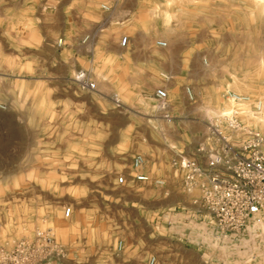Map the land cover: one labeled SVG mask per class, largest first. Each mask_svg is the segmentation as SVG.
<instances>
[{"label":"rangeland","instance_id":"374dc122","mask_svg":"<svg viewBox=\"0 0 264 264\" xmlns=\"http://www.w3.org/2000/svg\"><path fill=\"white\" fill-rule=\"evenodd\" d=\"M56 1L0 0V264H210L171 161L230 94L264 134V0Z\"/></svg>","mask_w":264,"mask_h":264},{"label":"built area","instance_id":"2783aa9c","mask_svg":"<svg viewBox=\"0 0 264 264\" xmlns=\"http://www.w3.org/2000/svg\"><path fill=\"white\" fill-rule=\"evenodd\" d=\"M126 42L124 38L122 44ZM156 98L166 111V90H157ZM229 98L237 107L208 121L195 153L176 152L171 161L183 192H198L187 212V226L176 223L177 236L189 241L195 235L189 243L212 256L210 264H264V134L243 122V103L249 99L234 94ZM262 107L258 101L247 114H259ZM143 164V157L134 158L130 181L164 186V178L150 179L141 172ZM127 180L121 176L118 184L125 185ZM155 263L154 258L150 264Z\"/></svg>","mask_w":264,"mask_h":264},{"label":"crops","instance_id":"0c3cea01","mask_svg":"<svg viewBox=\"0 0 264 264\" xmlns=\"http://www.w3.org/2000/svg\"><path fill=\"white\" fill-rule=\"evenodd\" d=\"M83 2H85V6H88L89 4H90V1H93V0H82ZM104 1V0H103ZM108 2L110 1V0H107ZM77 2H78V0H73L72 1V6H74V5H76L77 4ZM123 2H122V0H117V8H119L118 10H120V11H125L124 10V6H123V4H122ZM67 6V4H65V2H64V0H57L56 1V11L57 12H64L65 11V8L64 7H66ZM78 11H80L81 9H77ZM77 10H75V11H77ZM86 10V9H85ZM104 27H107L106 25H104ZM164 56V55H163ZM168 74H170L171 76H173V75H177L176 73L175 74H173L172 72H168ZM188 108V107H187ZM186 107H185V110L187 109ZM184 114L186 115V112H184ZM183 114V118H180V119H186V117H185V115ZM142 173L143 174H147L148 175V173L147 172H145V169L144 170H142ZM149 175H151V174H149ZM152 176V175H151ZM140 184V183H139ZM143 184V183H142ZM121 187H123V186H121ZM142 204V203H141Z\"/></svg>","mask_w":264,"mask_h":264},{"label":"bare ground","instance_id":"6f19581e","mask_svg":"<svg viewBox=\"0 0 264 264\" xmlns=\"http://www.w3.org/2000/svg\"><path fill=\"white\" fill-rule=\"evenodd\" d=\"M207 111L210 112L209 109Z\"/></svg>","mask_w":264,"mask_h":264}]
</instances>
